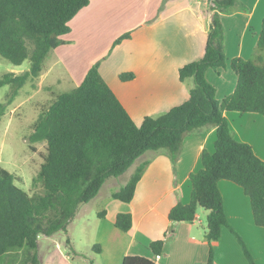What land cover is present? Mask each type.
Instances as JSON below:
<instances>
[{"label": "trees", "instance_id": "16d2710c", "mask_svg": "<svg viewBox=\"0 0 264 264\" xmlns=\"http://www.w3.org/2000/svg\"><path fill=\"white\" fill-rule=\"evenodd\" d=\"M210 29L203 57L179 70L183 82L194 80L189 99L167 113L146 117L137 125L100 73L101 60L94 63L82 84L58 96L35 123L29 144H46L47 154L30 194L17 185L16 176L0 165V261L9 264H43L38 241L66 232L81 206L94 200L105 183L126 173L148 152L164 151L174 169L184 140L203 128H216L215 151L202 154V169L191 174V202L177 204L169 213L173 223H192L199 209L206 210V238L212 244L228 227L241 243L250 264H256L243 238L230 226L219 187L226 180L241 186L251 199L255 224L264 227V161L251 145L236 140L225 112L256 113L264 116V20L253 58H234L230 68L237 86L221 102L206 78L210 69L227 65L225 30L221 15L240 0H208ZM90 0H0V56L15 66L30 61V70L4 74L0 88L10 86L5 103H0V121L30 79L38 78L51 52L65 44L69 23L88 7ZM131 38L121 36L114 46ZM123 73V82L134 80ZM32 148V147H31ZM33 149V148H32ZM150 162L137 166L127 184L111 197L123 203L135 198L137 186ZM105 213L99 214V218ZM115 226L128 233L131 214H118ZM68 245L70 241L67 242ZM164 241L151 243L160 256ZM24 257L19 259V254ZM123 264H155L141 256H127ZM209 264H214L211 249Z\"/></svg>", "mask_w": 264, "mask_h": 264}, {"label": "crops", "instance_id": "0c3cea01", "mask_svg": "<svg viewBox=\"0 0 264 264\" xmlns=\"http://www.w3.org/2000/svg\"><path fill=\"white\" fill-rule=\"evenodd\" d=\"M209 6L208 0H172L159 14H133L134 18L128 19L122 17L123 7L115 0H90L89 6L69 23L71 32L62 37L65 44L53 50L52 67L60 66L65 81L75 83L77 88L94 63L101 60L102 77L140 125L144 118H157L189 99L194 80L182 82L179 70L204 55L210 29V12L206 13L205 8ZM221 20L227 65L206 73L219 102L234 93L237 86L231 60H249L255 55L264 20V0H240L221 15ZM127 33L131 38L114 46ZM123 73H133L134 80L121 81ZM224 115L236 140L251 145L264 161V116L235 112ZM216 137L214 127L187 136L175 169L164 151L149 152V157L143 155L141 163L150 164L133 201L123 203L110 196L97 213L91 231L92 259L83 256L70 239L73 251L64 258L72 263L79 259L84 264H123L127 256H141L155 264H209L212 249L214 264H250L241 243L228 227L222 229L218 241L211 244L207 240L206 210L199 209L192 223L169 220V213L177 204L191 202L190 176L202 169L203 152L215 151ZM219 187L230 226L243 238L256 264H264V227L255 224L250 197L241 186L230 181H221ZM83 207L75 218L83 214ZM102 213L105 217L99 218ZM120 213L133 217V227L128 233L115 226ZM59 234L47 238H58ZM40 240L41 237L38 250ZM158 240L164 241L159 259L150 248Z\"/></svg>", "mask_w": 264, "mask_h": 264}, {"label": "rangeland", "instance_id": "374dc122", "mask_svg": "<svg viewBox=\"0 0 264 264\" xmlns=\"http://www.w3.org/2000/svg\"><path fill=\"white\" fill-rule=\"evenodd\" d=\"M123 7L122 17L133 19V14H159L167 2L172 0H115ZM187 1V0H185ZM167 8V7H166ZM164 8V10L166 9ZM206 13L209 9L205 8ZM55 63L52 52L45 62L44 71L38 78L30 79L20 91L18 97L11 104L6 115L0 121V165L13 173L17 178V185L30 194L40 190L34 180L40 171L47 154L46 144H29V137L33 132L35 123L54 104L58 96L76 88L75 83H68L61 74L60 66ZM52 67V71H50ZM30 70V61H25L21 66H15L0 56V78L7 73L23 74ZM11 92L10 86L0 88V103H5ZM33 149H32V148ZM146 153L144 157H149ZM143 159L136 163L122 176L109 179L99 195L82 208V215L75 218L74 224L69 226V236L61 232L58 238L41 237L38 255L43 258V264H84L76 259L74 263L66 260L71 255L73 248L68 245V239L75 241L77 249L83 256L91 260V231L97 219V213L110 199V194L125 186ZM70 241V243H71ZM58 242V243H57ZM60 249H57L58 246ZM23 254H19L22 260ZM9 259L4 258L0 264H9Z\"/></svg>", "mask_w": 264, "mask_h": 264}, {"label": "built area", "instance_id": "2783aa9c", "mask_svg": "<svg viewBox=\"0 0 264 264\" xmlns=\"http://www.w3.org/2000/svg\"><path fill=\"white\" fill-rule=\"evenodd\" d=\"M160 258V256H158V259Z\"/></svg>", "mask_w": 264, "mask_h": 264}]
</instances>
